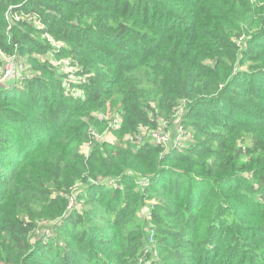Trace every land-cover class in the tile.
Returning a JSON list of instances; mask_svg holds the SVG:
<instances>
[{
    "label": "trees",
    "instance_id": "1",
    "mask_svg": "<svg viewBox=\"0 0 264 264\" xmlns=\"http://www.w3.org/2000/svg\"><path fill=\"white\" fill-rule=\"evenodd\" d=\"M11 7L45 27L23 18L9 29ZM262 37L264 0H0V49L50 45L85 78L76 96L69 73L39 60L43 74L0 88V264H264ZM108 108L123 118L119 142H97L86 156ZM165 118L196 130L194 141L166 148L143 135ZM106 179L108 204L123 201L104 228L91 221ZM147 200L155 223L175 230L176 244H156L171 262L145 253L142 234L125 242Z\"/></svg>",
    "mask_w": 264,
    "mask_h": 264
},
{
    "label": "rangeland",
    "instance_id": "2",
    "mask_svg": "<svg viewBox=\"0 0 264 264\" xmlns=\"http://www.w3.org/2000/svg\"><path fill=\"white\" fill-rule=\"evenodd\" d=\"M30 31L32 32L33 35H35L37 38H39L40 34L38 32H36L34 30H30ZM40 38H43V36H40ZM53 38L56 41L55 42L56 44L60 43V45H61L60 49L62 50V48L66 45V43L61 41V40H57L54 36H53ZM261 41H264V37H262L260 39V42ZM46 42L48 44H50V42L48 40H46ZM30 47H32V49H33V50H31V52H25V51L22 52L21 50L19 52V54L23 60L25 76H29V77L34 76L35 72L42 73V74L44 73L43 69L39 70L36 66L37 61H39V60L48 61V62L54 64L55 66L57 65V67H60L63 71H65L63 68H67L62 64L63 59L71 58V55L65 53L66 50L64 51L65 55L64 54L58 55L52 51V47L50 45H49V48L48 47L47 48H38V47H35L34 45H30ZM253 48H256V47H253ZM12 54H14V53H10L9 55H12ZM3 58L6 60H9V61H7L6 65H5V63L2 60H0V71L1 70L6 71L7 68H9L12 65V59L10 57L6 56ZM251 63H252V61H250V59L248 58V59H246V61L243 63V65L241 67H243V69H246V68H248L249 64H251ZM79 68L80 67H77V66H76V68L73 67V69L77 72L80 70ZM66 74H68V73L66 72ZM75 75L76 76L74 78L69 75V77H67L66 80L64 81L65 85L68 88V90L70 92H72L73 94H75L76 96L82 95V97H84L85 95H84L83 88L80 85H77L75 83V82H78V83L80 82V79H78L79 76L76 73H75ZM69 78H71L72 81H68ZM240 80L245 84H249L251 82L250 78H243ZM24 81L21 83H17L16 85L18 86L19 84H21V86L23 87V85L25 83ZM13 84H14V82H11V85H13ZM6 85H10V84H6ZM21 86L18 87L19 90L22 89ZM202 110H203L202 112L208 113L210 109L203 108ZM113 113H115V112H113V110H110L108 108L105 111H102V113H98V114H101L100 116L105 117L107 115L108 116L112 115ZM165 120H168L167 121L168 128L171 130V132H173L175 129V122L176 121H174V119H170V118H165ZM195 132H197V131L194 130L192 127L185 128L184 133H183L184 136H182V141H183L182 144L183 143H192L194 141L192 134H194ZM112 135H113V137L116 136L115 134H109V137L107 138L109 143L119 142V138H116V137L112 138L111 137ZM82 152L86 156H87V154H89V150H88V147L86 145H84L82 147ZM5 166H8V165H5ZM111 181L112 180H110V179L98 180L97 181V187L94 189L95 194H99L100 192L106 194V199L104 200L103 203L96 205L97 209L95 211V215L91 221V224L100 225L104 228L108 227L106 220L118 216L119 214H121V210H122L121 204H122L123 199L120 201V203L108 204V199L110 198L112 193H108V192H106L107 190L102 189L104 187H107L105 184L111 185V183H110ZM126 182L129 183L130 182L129 179H127ZM136 182H137V184H139V186H145V185H147L148 180L147 181H141V180L137 179ZM124 184H126V183L122 182L120 184V186H121L120 190L122 192L125 190ZM113 190H115V187H112V191ZM74 198H72L71 205L75 204V202H76V200ZM86 200L87 199H84L83 201L86 202ZM83 201L78 202L77 204H78V207L81 208V210L84 212L86 210H89L92 205L88 204V203L84 204ZM153 204H155V203H153V200H147L146 204L142 205V207H141V205H139L136 213L134 215H132L131 217H129L130 221L127 223L125 231H124L125 237H126L125 242L129 243V244H137V242L141 239V234H142V237H143L142 239L144 240V244H147V247L145 248L146 249L145 253L149 252V254H151V252H153V256L155 259L158 258L161 260L163 259L164 262H171L172 258L169 257V255L167 253H165L164 251H162L161 249H159L160 251H158L156 244H159V240H161L162 242H166L168 244H176L175 240L173 239V236H174L173 234H174L175 230L173 228H171L170 226H168L167 223H165V224H156L155 223L152 216H153V214L159 215V213H156V212L154 213V207H152ZM135 205L136 204H134L132 206V208H134ZM92 208H93V206H92ZM179 244H185V243L181 242ZM177 248L182 250V252L184 254H187V258H190L191 255H188V254H190L189 245H186V246H180L179 245V247H177ZM191 254L196 255L195 252H192ZM154 258H150V260H154Z\"/></svg>",
    "mask_w": 264,
    "mask_h": 264
},
{
    "label": "built area",
    "instance_id": "3",
    "mask_svg": "<svg viewBox=\"0 0 264 264\" xmlns=\"http://www.w3.org/2000/svg\"><path fill=\"white\" fill-rule=\"evenodd\" d=\"M7 16L9 18L10 26L9 29L12 28L13 22H19L23 18H26L29 21H34L36 18L35 14H25L24 11L17 10L15 11L13 7L10 8V11L7 12ZM36 24L38 26L45 27V25L42 23L41 20L37 19ZM43 39H46L50 42V44L55 47L56 50H60V43H55L56 41L54 40L52 34L49 31H45L43 33ZM10 57L12 59V65L7 68L6 71H0V88L1 87H13L17 83L23 82L26 78L24 74V65H23V60L19 54L18 51H16L14 54L9 55L6 52H4L2 49H0V60H2L5 65L6 62L9 60L4 59L3 57ZM62 64L67 67L63 68L67 73H69L73 78L76 76L75 75V70L73 67L76 68V66L73 64V60L71 58H65L63 59ZM80 79V82L85 80V78L81 75H78ZM68 81H71L70 79ZM11 82H14L13 85H11ZM10 84V85H6ZM183 113V108H179L176 116H180ZM104 119H106L107 124L106 127L103 131H100L99 129H93L91 131V138L86 144L88 147V150L90 151L92 146L96 144L97 142H102L104 140H107L109 137V134H114V130L118 129L122 126L123 123V118L120 113H113L112 115H107V116H102ZM113 130V131H112ZM184 133V127L183 125L179 122L176 121L175 129L173 132L168 128L167 121L163 122V125L158 127V128H145L143 135L151 138L155 143L160 144L166 148H171V147H177L182 144V136ZM112 138L113 135L111 136ZM138 142L139 143H144L143 137H138Z\"/></svg>",
    "mask_w": 264,
    "mask_h": 264
}]
</instances>
